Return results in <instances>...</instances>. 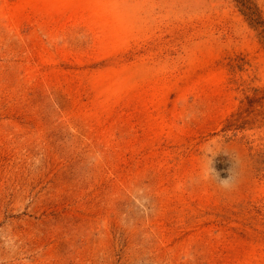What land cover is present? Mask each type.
I'll list each match as a JSON object with an SVG mask.
<instances>
[{
  "label": "rangeland",
  "instance_id": "374dc122",
  "mask_svg": "<svg viewBox=\"0 0 264 264\" xmlns=\"http://www.w3.org/2000/svg\"><path fill=\"white\" fill-rule=\"evenodd\" d=\"M248 7L0 0V264H264Z\"/></svg>",
  "mask_w": 264,
  "mask_h": 264
},
{
  "label": "trees",
  "instance_id": "16d2710c",
  "mask_svg": "<svg viewBox=\"0 0 264 264\" xmlns=\"http://www.w3.org/2000/svg\"><path fill=\"white\" fill-rule=\"evenodd\" d=\"M248 2L249 0H239V3L241 4V6L245 9V10H248L247 11V15L249 16V18L251 20H253L255 22V12L251 9V7H248ZM261 37L263 38L264 40V29L261 31ZM248 99V103L250 105H253L255 104L256 102L260 101L262 102V100L264 99V97H261V98H249L247 97ZM232 120L229 121V124L225 127V130L227 129H240V128H244L245 124L247 123V121L243 120V115L242 113H238L236 115H232Z\"/></svg>",
  "mask_w": 264,
  "mask_h": 264
},
{
  "label": "clouds",
  "instance_id": "9594fccd",
  "mask_svg": "<svg viewBox=\"0 0 264 264\" xmlns=\"http://www.w3.org/2000/svg\"><path fill=\"white\" fill-rule=\"evenodd\" d=\"M228 179H229V177L228 178H225V179H221V181L222 182H226V181H228ZM223 187L228 188L229 185H227L226 183H223Z\"/></svg>",
  "mask_w": 264,
  "mask_h": 264
}]
</instances>
